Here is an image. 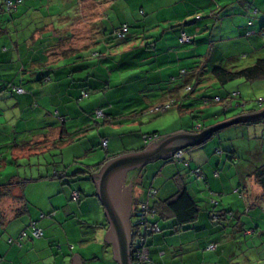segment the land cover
Returning <instances> with one entry per match:
<instances>
[{"label":"crops","instance_id":"0c3cea01","mask_svg":"<svg viewBox=\"0 0 264 264\" xmlns=\"http://www.w3.org/2000/svg\"><path fill=\"white\" fill-rule=\"evenodd\" d=\"M81 1L82 3H78L77 12H80L83 17L80 20L83 23L81 26V29H83L81 31L82 37H80L83 38L80 41L82 45L74 47L72 46L73 42L70 41L71 44L62 53H55L56 49L46 48L47 61L45 62L37 56L36 53L38 52L30 51L33 43L36 45V38L34 37L33 40L35 41L28 43L26 59L29 61L28 70L32 72L38 71V68L49 69L50 73L52 70L56 72L62 69L60 60L70 59L64 65L67 67L70 65L69 63L76 64L77 61L83 63L88 59L99 57V52L92 49V46L99 42L107 44L106 36L113 34L121 25L127 24L130 26V30L126 34L127 39H132L131 35V38H129L131 30L134 28L140 29L141 39L145 41V50L150 54L142 56L139 61L135 62L136 68H139L140 65L141 69L149 66L146 70L140 72L144 76L146 75L143 77L144 80L152 77L155 82L151 80L153 81L152 85L148 84L145 89L139 90L140 92L137 91L130 97L125 96L126 99L134 98L135 101L127 104L123 110H118L116 116L111 115V110L105 109L108 117L102 119L101 125L103 126L114 124L120 120L134 122L135 115L141 113L142 109L150 111L152 108L160 106L159 103L164 100L172 99L171 96L176 95L171 92L175 90L181 80L170 81V78L178 77L182 70H186L188 76L193 73L199 76V79L192 80L190 84L194 87L193 89H196L193 91L198 93L202 86L206 88L216 84L209 73L213 67L222 66L227 69H240L252 66L259 59H264V0H148L145 5H143V2L139 4L140 11L138 14L137 9L127 3L130 0H125L127 3L126 9L122 5L120 7L128 15L125 20L117 22L116 25L110 24L111 28L101 22L105 13V5L106 11L114 9L117 5L115 0L103 1L106 2L105 5L101 4V0ZM71 4L73 5V3ZM254 9H256V13H254ZM94 29L96 30L93 31ZM137 32L135 31L133 34ZM94 33H96V38L93 37L92 39L91 36ZM181 33L191 37V41L181 44L179 41ZM34 35L36 36L35 33ZM87 49L89 54L83 53ZM14 51L18 55L17 59H21L16 45ZM38 59L40 65H37ZM71 59L75 62H71ZM244 60L248 62L246 66L242 65L241 61ZM209 64L212 65L211 69ZM85 70H87L86 67L82 65L80 71ZM74 73L75 71L70 75H74ZM90 78L88 72L87 81ZM176 81L178 83L175 84ZM197 81L199 82L197 83ZM42 82L44 83V81ZM165 83L167 84L165 85ZM249 83L252 84L249 85V93H242L240 85H238L237 91L232 90V92L217 95L220 98V103L224 104V111L230 110L234 102H237L236 106L240 108L241 112L212 125H206L204 120L201 119L198 106L195 105L197 95L194 97L191 94L185 96V93L181 95L184 92L183 89L179 93V99L182 98L180 99L181 106L178 109L179 114H190L192 119L194 118L197 121L200 118L202 123L195 122L198 126L193 127L191 125L189 128L188 123L185 121L189 130L181 128L182 130H175L170 135L199 132L220 122L230 120L243 112L257 111L251 108L247 109L246 105L254 97L264 95V80ZM162 84L164 86L160 88ZM93 87L94 90L98 88L96 85ZM251 95H254V97H251ZM34 97L38 98L37 96ZM198 99H204L205 101V97L202 98V96ZM21 104L28 107L24 100L15 102V105L19 106ZM65 108L70 109V107ZM120 111L129 114H121ZM67 114L70 115V111ZM123 116L125 118H122ZM184 119L181 120L184 121ZM61 123L64 130L46 126V129L49 128V132L39 134L38 140L34 138L33 141L23 142L21 145L15 143L13 149H11L12 146L8 147L11 150L10 152L8 150V154L0 150V192L3 191L1 195H4L0 197V264H47L49 262L47 259L52 253L50 247L54 243L57 230L62 229L67 237L68 230L66 226L69 225L68 220L70 221L71 217L75 218L73 215L76 209L79 216L83 215L82 217L88 215V213L92 214L95 210L102 212L99 201L97 202L95 199L97 197L96 187L91 175L99 172L107 162H105V159L108 157L113 159L124 154L137 152L153 143L146 142L142 137L143 141L137 144V148L121 150V148H118L115 144L111 145L108 141L107 147L104 149L106 151L105 156L98 163L87 165L85 170L76 172L72 177L54 173L51 176H39L37 180L34 178L21 179L13 169L5 175L1 172L4 169L6 171V167L9 165H15L18 155L20 157H31L38 154L37 149L39 148L40 153H43L47 150L50 151L52 146L60 149L66 145L68 146L67 141L70 133L66 121L64 120ZM94 124L95 126L99 125L96 122ZM241 126H244L242 127L244 129H240L241 131L245 130L248 134L252 132L253 137L249 140H257L258 142L264 139V121ZM216 134L204 143L189 148L185 152L183 151L182 160L179 162L182 165H167L175 160L166 161L158 168L159 172L156 178L151 181L150 187L146 191H141V188H139L142 183L137 186L133 185L132 226L136 222L137 214L134 201L135 199L139 202L144 201L150 190L156 191V195L148 202L151 208L158 206L157 204L160 202L166 201L178 192L180 186H184L199 209L194 222L182 227H175V220L162 205H159L158 214L154 212V217L150 220L152 224L158 227L159 231L149 233L144 238V245L140 248L139 254L142 264H264V194L253 177L255 170L264 166V158L259 163L254 162L251 164V162L245 161L247 167L240 166L237 163L240 154V150L235 143L237 137L233 139L231 136H222L221 133ZM214 136H217L218 143L213 139ZM102 138L103 140L106 139L104 135ZM42 141L44 145L38 146L36 149L37 144H40L38 142ZM63 141L65 144H63ZM259 146L260 148L256 145L254 151L251 148L247 149L246 153L250 152L249 156L253 157L263 153V145ZM102 163L104 164L99 167ZM85 176H88L89 179L87 181L81 179L84 180L81 182L83 186L77 187L74 183ZM68 178H71V184L67 180ZM34 182H39L38 186L44 188L43 192L38 193L43 198L40 203H36L31 195H26V190H24ZM21 184L22 190H19L18 185ZM6 187L10 188V192L4 190ZM34 188H36V185ZM74 192L79 193L78 199L73 198ZM87 197L89 199L80 203L81 200ZM74 201L76 202L73 203ZM31 205L34 207H31ZM38 215L40 216L38 217ZM214 216L217 217V220H213ZM105 219L102 222H96L92 227L96 232V236L101 234L105 238L109 228ZM17 220H21V222ZM16 221L18 223H14ZM32 222L36 223V226L42 230L43 236L39 239L28 237L25 240L20 238L16 243L12 242V240H17L22 228H25V230L22 229V232L27 231L29 233V225ZM137 243L138 239H136L135 244ZM211 244L216 246L215 250L208 249ZM80 246V253L77 254L69 252V249H72L71 247L68 249V247L62 246L60 253L57 254L60 258L55 263L72 264L74 256H77L82 264L95 262L98 259L96 256L91 258L87 254L88 248L83 240L80 241ZM103 248L105 255L106 252H111L113 260L112 247L106 243L105 239ZM113 263L116 264L114 260Z\"/></svg>","mask_w":264,"mask_h":264},{"label":"rangeland","instance_id":"374dc122","mask_svg":"<svg viewBox=\"0 0 264 264\" xmlns=\"http://www.w3.org/2000/svg\"><path fill=\"white\" fill-rule=\"evenodd\" d=\"M103 1L106 0H101V4L105 5L106 2ZM115 1L117 5L110 11H106L105 5V13L101 22L105 23V26L108 25L109 28H111L110 24L116 25L117 22L123 21L125 17H127L128 14L120 7L121 5L126 9L127 3H129L130 6L137 9L138 14L140 11L139 4L143 2V5H145V3L148 2V0H130L127 3L125 0ZM71 3H73V5ZM78 3L80 4L82 1L22 0V4L17 7V11L13 10L8 12L4 7L2 8L4 11L0 14V150L8 154V150L9 152L11 151L8 147L12 146L11 149H13L15 143L21 145L23 142L33 141L34 138L37 139L41 133L47 134L49 128L46 129V126L64 130V126L61 123L64 120L66 121L68 132L70 133L68 146L66 145L62 149L52 146L50 147V151L47 150L40 153L41 150L40 148L37 149V147L43 146L44 142H38L40 144L36 146L38 151L37 155L31 157H20L18 155L15 165H9L6 167V171L5 169L1 171L4 175L8 174L9 170L13 169L14 172H16L15 174L21 179L34 178L37 180L39 176H51L54 173L72 177L76 172L85 170L87 165L98 163L105 156L106 151L101 144L103 135L106 137L105 140H107V142L110 141L111 145L115 144L118 148H121V150H131L137 148V144L143 141V134L155 135L159 140L170 135V133L175 130H182L181 128H183V130H189L186 127L185 121L188 123L189 128L191 125L193 127L198 126L195 122H199V124L202 123L200 118L196 121L194 118L192 119L190 117V114H179L178 109L181 106L182 102H180V99L182 98L179 99L178 96H174L172 99H175V103L165 113L152 114L150 111L142 109V111H140L141 113L135 115L134 122L120 120L107 126L101 125L103 118L97 117L96 110H101L104 114V118L108 117L105 109L111 110V115L116 116L118 110H123L127 104L135 101L134 98L126 99V97L134 95L137 91L140 92L139 90L145 89L148 84L152 85V82H155L152 77L144 80L143 77L146 75L144 76L140 72L141 70H146L149 66L144 65L145 67L141 69L140 65L139 68H136L135 62L139 61L142 56L144 57L150 54V52L145 50V41L141 39L140 29L134 28L131 30L129 38H131V35L132 39H127L128 36L123 38L113 35L112 33L111 35H107V44L99 42L92 46V49H95V51L97 50L99 52L98 54H100L96 59L91 58L83 63H78V61L76 64L69 63L70 65L67 67L64 65L66 61L68 63L70 59L60 60L59 62L62 69L56 72L52 70L51 73L49 69H41L38 67L39 72L28 70L29 61L26 59L29 46L28 43L36 40V45L33 43V47L30 51L38 52L36 53L37 56L45 60V62L47 61L46 48H53L56 49V51L53 50L55 53H62L67 46L71 44L69 43L70 41L73 42L72 46L74 47L82 45L80 41L83 40V38L80 37H82L81 31L83 29H81V26L83 23L80 20H82L83 17L80 12H77ZM3 4L4 0H0V6ZM48 27L50 28L48 29ZM95 30L96 29L93 31ZM135 31L138 32L133 34ZM68 32H70V34H68ZM135 35H137L136 38ZM95 36L96 33H94L91 38L93 39ZM34 37L36 38L35 40H33ZM15 45L21 59H17L18 55H16L14 51ZM129 45L131 46L128 47ZM98 46L101 47L98 48ZM127 47L128 49L125 50ZM87 51L89 50L87 49L86 52L83 53L89 54ZM39 62L38 59L37 65H40ZM71 62L75 61L71 59ZM241 62L243 66H246L248 63L246 60ZM82 65H84L87 70L81 72ZM211 66L212 65L209 64L210 69L212 68ZM74 71V75H70V73ZM88 72L91 77L89 81H87ZM41 77H45V80H42L44 83L40 80ZM82 80H86L87 82ZM169 83L172 84L171 82ZM166 84L167 83H165V85ZM92 85L98 86V88L95 89L98 91H95ZM238 85H240L242 93H249L248 88L249 85L252 84L249 82L246 83L243 80H235L222 87L217 83L206 88L202 86L198 93L193 91L196 89H192L189 92H185L184 90L181 95L184 93L185 96H190L191 94V96L194 97L197 95L195 105L198 106V113L206 125H212L215 122L222 121L224 118L232 117L241 112L240 108L236 106L237 102H234L230 110L224 111V104L220 103L221 101H216L217 98L220 99L218 94L223 95L225 92H232V90L237 91ZM245 85L247 87H243ZM163 86V84L160 85V88ZM170 87L172 86L170 85ZM17 88H21L24 93H18L16 91ZM84 91L88 93V96L82 98V92ZM192 91L193 94L191 93ZM206 92L208 93L206 94ZM34 96H37L38 100ZM200 96H202V98L205 97V101L204 99L199 100L198 98H200ZM251 97H254V95H251ZM206 99L209 101H206ZM260 99H264V95H259L249 100L248 105H246L248 107L247 109H263L264 104L259 106L256 103V101ZM23 100L26 101L28 107H25L23 104L19 106L15 105V102ZM169 100L170 99L164 100L159 104H161V106L165 105ZM65 107H70V109ZM90 107H92V109H90ZM68 111H70V115L67 114ZM145 112L146 114H144ZM121 114L129 113L121 112ZM122 118L125 117L123 116ZM182 118H185L184 121L181 120ZM94 122L99 125L95 126ZM242 127L244 126H231L217 132L216 135L221 133L222 136H231L233 139L237 137L235 143L240 150L237 163L240 166L247 167L245 161H249L253 164L254 162L259 163L261 159L264 158V139L258 142L257 140H249L253 137L252 132L248 134L245 130L241 131L240 129H244ZM83 128L85 129L82 130ZM80 129L81 131H79ZM248 135H250V137H248ZM216 137L217 136H214L213 139L218 143V138ZM63 144H65V142H63ZM256 145L258 148H260L259 145H263V153L255 157L249 156L250 152L247 154V149L251 148V150L254 151L256 150ZM179 162L180 161H171L167 165H182ZM164 163H166V161H158L143 167L141 170L131 172L135 173L136 176H140L142 179V181L140 180L142 185L139 187L141 191H146L150 187L151 181L156 178L159 172L158 168ZM70 179L71 178H68L67 180L71 184L72 182ZM81 179L87 181L89 177L85 176L77 180L74 183L77 187L83 186L81 182L84 180ZM34 184L36 188H34ZM34 184H29L27 189L24 188V190H26V195H31L36 203H40L43 198L38 195V193L40 191L43 192L44 188L38 186L39 182H34ZM87 199H89V197L81 200L80 203ZM95 199L98 202L97 197H95ZM75 202L76 201L73 203ZM31 207L34 206L31 205ZM78 213L76 209V215H73L75 218L71 217V220H68L69 225L67 224L68 226H66L68 230L67 237L62 229L57 230L53 241L54 243H52L50 247L52 253L49 259H47L49 261L47 264H56L55 262L60 258L57 254L60 253L62 246L68 247V249L71 247L72 249H69V252L72 254L80 253L81 240L87 245V254L91 256V258L93 256L98 258L95 262H88L87 264H114L111 252H106V255L103 253L104 237L101 234L96 236V232L92 228L96 222L104 221L105 216L103 209L101 213L95 210L92 214L88 213V215L84 217H82L83 215L79 216ZM39 216L40 215H38V217ZM17 221L21 222V220ZM17 221L14 223H18ZM22 229L20 231L21 233ZM23 230H25V228ZM21 233L17 237V240H12V242L16 243L19 241ZM63 237L64 239L62 240Z\"/></svg>","mask_w":264,"mask_h":264},{"label":"water","instance_id":"95a60500","mask_svg":"<svg viewBox=\"0 0 264 264\" xmlns=\"http://www.w3.org/2000/svg\"><path fill=\"white\" fill-rule=\"evenodd\" d=\"M264 121V108L241 113L223 123L199 132H185L161 138L142 150L124 154L107 161L97 174L91 175L96 187V196L107 220L106 243L112 247L116 264H134L132 259L133 234L131 208L133 204V179L125 187L128 173L158 161H168L179 151L198 146L217 132L235 125H245ZM72 264H82L74 256Z\"/></svg>","mask_w":264,"mask_h":264},{"label":"trees","instance_id":"16d2710c","mask_svg":"<svg viewBox=\"0 0 264 264\" xmlns=\"http://www.w3.org/2000/svg\"><path fill=\"white\" fill-rule=\"evenodd\" d=\"M6 1L7 0H4V4H3L4 6L3 5L0 6V14H1V12L4 11L2 9L3 7L6 9V11L11 12L13 10L17 11V7L22 4V0H15V1L10 0L15 8H11L10 10H8L7 6H6ZM74 3H75V1H74ZM124 25L127 26L128 32H129L130 26L127 24H124ZM124 25H121L118 29H116L113 34L117 36V32ZM126 34L124 35V37L127 36ZM182 34H184V33H181V35ZM181 35L179 36V41H180ZM183 44H186V43H183ZM182 71H185V75H182ZM182 71L178 74V77L170 78L171 80L173 79L172 81H174L175 79L181 80L179 82V84H177L175 90H173V92H171V93H174L176 96L178 95V97H179V93L181 92L182 89L185 90V88L188 86H190L191 89L194 88L190 85L192 80L199 79V76H196L195 73L188 76L189 74L187 73L186 70H182ZM209 73H210V76L212 77V79L215 80V82L221 87L232 82V81H235V80H243L246 82H254V81H258V80H264V59H259L252 66L240 68V69H227V68H224L222 66H216V67H213ZM40 80L41 81L45 80V77H41ZM198 82L199 81H197V83ZM176 83H178V82L176 81L175 84ZM0 91H1V88H0ZM84 92H86V91H84ZM171 97L173 98L174 96H171ZM170 100H173L175 103V99H170ZM148 136L154 137L155 135H144L143 139L145 140V137H148ZM67 142H69V141H67ZM110 159H112V158L111 157L106 158L105 162L110 160ZM104 163H102L99 167H101ZM253 177L255 178V182L261 187L263 194H264V166L255 170V172L253 173ZM52 178H54V177H52ZM130 179H133V183H134L133 185H136V186L138 184H140L141 183L140 180H142L140 178V176H136L135 173H132V177H130ZM21 187H22V184L18 185L19 190H22ZM4 190L5 191L8 190L10 192V188H8V187H6ZM2 193H3V191L0 192V197L4 196V195H1ZM134 202H135L134 205H136V208H137L139 201L135 199ZM157 205L158 206H155L154 208L150 207V210L155 212L156 214H158L157 209H158L159 205H162L164 207V209L166 210V212H168L172 216V218L175 220V222H176L175 227H182V226H185V225H188V224L194 222L197 218V214L199 211L198 206L193 201V199L190 197V195L188 194V192L184 186H180L178 192L175 195H173L172 197H170L169 199H167L164 202H160ZM132 234H133V246H135V242H136L137 237L142 236L143 238H145L146 236L149 235V233H146L142 228L138 227L135 224H134L133 229H132ZM135 250H136L135 247H132V259H134V260H135V255H134Z\"/></svg>","mask_w":264,"mask_h":264},{"label":"built area","instance_id":"2783aa9c","mask_svg":"<svg viewBox=\"0 0 264 264\" xmlns=\"http://www.w3.org/2000/svg\"><path fill=\"white\" fill-rule=\"evenodd\" d=\"M6 6H7L8 10H10L11 8H15L10 0L6 1ZM256 12H257L256 9H254V13H256ZM127 32H128V28H127V26L124 25L117 32V36L124 37V35ZM190 40H191V37H189V36H187L185 34L181 35L180 42L182 44L183 43H189ZM182 75H185V71H182ZM191 90L192 89H191L190 86L185 88L186 92H189ZM16 91L18 93H20V94L24 93V91L21 88H17ZM87 96H88V94L86 92H82V97H87ZM216 101L220 102V99L217 98ZM256 103L259 106H262L264 104V99H260V100L256 101ZM173 104H174V101L173 100H169L168 103H166L165 105H162V106L160 105L158 107L152 108L150 110V112L152 114H154V113H165L171 108V106ZM96 115H97L98 118H103L104 117V114L102 113L101 110H96ZM145 141L148 142V143H151V142L157 141V138L155 136L154 137L153 136L152 137L148 136V137H145ZM101 144H102L103 149H106L107 140H102ZM182 155H183V152L179 151V152L174 154L172 159L175 160V161H181L182 160ZM155 195H156V191H154V190L148 191V193L146 195V199L144 201L139 202V204L137 206V214H136L135 225H137L138 227L142 228L146 233H154V232H158L159 231L158 227L155 224H152L150 222L151 218L154 217V212L150 210V206H149L148 202ZM73 198L74 199H78L79 198V193L78 192H74L73 193ZM213 220H217V217L214 216ZM29 227H30L29 233L27 231H23L21 233V236H20L21 239H26L28 237H31L32 239H39V238H41L43 236L42 230L39 229L36 226V223H34V222L30 223ZM137 239H138V243L135 244V246H132V247H135V249H136L135 253H134V255H135L134 264H142L141 260L139 259L140 258L139 254H140V248L144 245V238L142 236H139V237H137ZM215 248H216V246L214 244H211V245L208 246L209 250H215Z\"/></svg>","mask_w":264,"mask_h":264},{"label":"flooded vegetation","instance_id":"af4514ba","mask_svg":"<svg viewBox=\"0 0 264 264\" xmlns=\"http://www.w3.org/2000/svg\"><path fill=\"white\" fill-rule=\"evenodd\" d=\"M129 176H131V177H132V173H131V172H130V173H128V175H127V177H126V179H125V187H127V186H128V184H129V181L131 180Z\"/></svg>","mask_w":264,"mask_h":264}]
</instances>
